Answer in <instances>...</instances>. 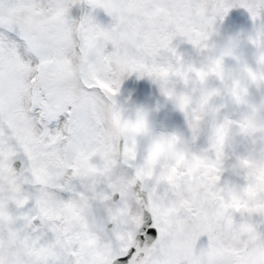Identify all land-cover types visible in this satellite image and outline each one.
Instances as JSON below:
<instances>
[{"label": "snow or ice", "instance_id": "1", "mask_svg": "<svg viewBox=\"0 0 264 264\" xmlns=\"http://www.w3.org/2000/svg\"><path fill=\"white\" fill-rule=\"evenodd\" d=\"M234 10L253 22L249 63L264 81V0H0V264H264V192L242 211L222 204L230 181L250 183L224 170L228 160H259L264 143L214 147L212 123L247 121L222 108L193 127L182 101L229 104L219 78L201 84L190 69L210 68L213 37ZM165 69L181 70L161 93H174L185 117L187 158L207 156L218 181L180 178L175 161L145 167L147 143L118 126L123 81ZM225 232L223 244L214 239Z\"/></svg>", "mask_w": 264, "mask_h": 264}, {"label": "rangeland", "instance_id": "2", "mask_svg": "<svg viewBox=\"0 0 264 264\" xmlns=\"http://www.w3.org/2000/svg\"><path fill=\"white\" fill-rule=\"evenodd\" d=\"M84 9L76 7L72 15L79 18ZM103 18V13L100 14ZM217 35L213 37V47L210 51V68H194L201 84H206L210 74L213 78H219L217 89L222 91L229 99V104L216 103L211 97L200 99L195 96H182L183 107L191 120L193 127L207 124L208 113H219L222 108L227 111H239L247 121L246 129L233 127L235 121L229 120L219 125L212 123L211 127L217 129L218 139L215 146L221 149L226 142L229 144L234 139L247 138L253 145L264 143V136L255 135L258 127H264V81L258 76L260 67L251 65L254 49L249 45L248 35L254 32V25L248 14L243 10H234L232 16L222 25L218 26ZM243 33L244 35H241ZM181 53L195 56L191 45L179 43ZM181 75V70L172 72L165 69L160 73H151L140 79L133 74L127 77L122 84L119 101L125 105L126 110L121 113L118 126L128 135L129 140L146 142L148 154L145 167L151 168L157 162L175 161L173 173L183 167L184 172L180 178L187 176L189 179L198 176L214 177L219 180L221 171L215 164L209 162L207 156L196 157L192 160L187 158L189 141L185 138L187 132L184 115L178 111L175 104V94L166 99L162 93L161 81H167L174 76ZM187 81V73H183ZM233 103L235 108H233ZM139 121H145L146 127L138 131ZM232 177H240L250 181L247 187L230 181L222 197L224 212L231 209L242 211L248 209L252 201L264 192V157L259 160L243 156L230 158L227 168L224 169ZM171 179V177H165ZM190 194L193 199L199 194V187L192 188ZM223 215V214H222ZM222 218V217H221ZM231 227V221H229ZM228 233H221L214 237L221 244L228 239ZM232 239L238 243L239 235H233Z\"/></svg>", "mask_w": 264, "mask_h": 264}, {"label": "clouds", "instance_id": "3", "mask_svg": "<svg viewBox=\"0 0 264 264\" xmlns=\"http://www.w3.org/2000/svg\"><path fill=\"white\" fill-rule=\"evenodd\" d=\"M139 128L137 129L138 131H143L144 128L146 127V122L145 121H139Z\"/></svg>", "mask_w": 264, "mask_h": 264}]
</instances>
